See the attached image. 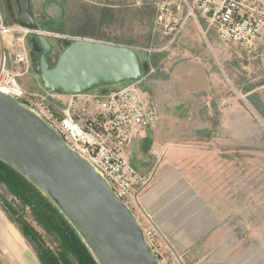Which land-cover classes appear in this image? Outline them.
<instances>
[{
    "label": "rangeland",
    "instance_id": "obj_1",
    "mask_svg": "<svg viewBox=\"0 0 264 264\" xmlns=\"http://www.w3.org/2000/svg\"><path fill=\"white\" fill-rule=\"evenodd\" d=\"M159 1L29 0L27 3V0H0V16L5 24L26 28L19 23V17L24 15L28 5L31 18L37 25L31 29L36 32L11 31L6 38V43L9 38L13 42L10 47L13 52L18 38L24 37L31 69L21 84L32 92L46 89L42 83V72L38 70L43 50L36 44L37 35L46 36L53 47L49 55L50 69L56 66L63 51L75 41L91 39L132 47L141 60L142 78L161 77L164 54L169 48L162 49L167 37L156 23V4ZM263 38L259 40L257 49L249 53L217 37L215 63L221 73L223 88L221 93H216L217 99L212 103L219 114L212 118L211 133L190 136L186 143L198 146L196 142H204L207 148L203 151L212 156L207 159L211 164L206 162L202 169L207 174L210 171L213 178L219 180L203 181V188L214 211L221 215V227L201 244H190L182 250L162 237L159 230L160 235L153 249L158 252L155 251L161 264H264ZM1 44L0 40V50ZM125 83L101 85L91 91L104 94L121 88ZM200 166L195 164L189 169L200 172ZM0 205L22 231L32 252L38 255L40 249L20 228V222L24 220L36 228L46 246L59 250L61 241L58 237L40 227L31 208L23 206L19 197L1 181ZM9 205L19 213H11ZM135 213L137 215V211ZM139 223L143 227L147 225L141 219ZM5 254L0 247V264H9Z\"/></svg>",
    "mask_w": 264,
    "mask_h": 264
},
{
    "label": "water",
    "instance_id": "obj_2",
    "mask_svg": "<svg viewBox=\"0 0 264 264\" xmlns=\"http://www.w3.org/2000/svg\"><path fill=\"white\" fill-rule=\"evenodd\" d=\"M31 17L27 5L19 23L35 29ZM35 39L43 50L38 70L48 90L79 94L143 76L140 57L132 47L77 40L50 69L53 47L44 35ZM0 160L29 180L64 214L98 264H160L136 215L110 183L68 147L46 120L2 91Z\"/></svg>",
    "mask_w": 264,
    "mask_h": 264
},
{
    "label": "built area",
    "instance_id": "obj_3",
    "mask_svg": "<svg viewBox=\"0 0 264 264\" xmlns=\"http://www.w3.org/2000/svg\"><path fill=\"white\" fill-rule=\"evenodd\" d=\"M156 5V23L167 37L162 49L176 43L189 19L198 25L203 37L214 32L220 41L249 53L257 49L259 40L264 37V0H161ZM11 31L36 32L19 25L9 26L0 16L3 42L0 91L33 109L59 132L68 147L94 166L119 198L134 213L137 211L136 219L147 224L146 227L141 225L144 236L152 249L155 248L160 232L154 223L155 217L140 197L147 187L148 177L137 170L130 158L132 144L143 139L147 130L156 127L161 120L159 107L142 92L143 78L127 81L121 88L104 94L26 90L21 83L31 69L29 53L24 37L18 38L12 52V66H8L6 38Z\"/></svg>",
    "mask_w": 264,
    "mask_h": 264
},
{
    "label": "crops",
    "instance_id": "obj_4",
    "mask_svg": "<svg viewBox=\"0 0 264 264\" xmlns=\"http://www.w3.org/2000/svg\"><path fill=\"white\" fill-rule=\"evenodd\" d=\"M216 36L211 32L207 38L203 37L198 25L189 19L176 43L165 51L162 76L148 79L145 76L140 84L142 92L159 107L161 120L147 130L143 139L132 144L131 161L148 177L140 196L142 203L155 215L161 236L180 250L190 244H201L221 227V215L214 211L203 188V181L215 179L210 171L207 174L202 169L206 162L211 164L207 159L212 156L203 151L207 148L204 142H196L198 146L186 143L190 136L211 133L212 118L219 114L212 103L223 88L215 63ZM11 44L9 38L6 44L9 67ZM195 164L201 165L200 172L189 169ZM25 240L0 205V247L6 252L7 262L42 264Z\"/></svg>",
    "mask_w": 264,
    "mask_h": 264
},
{
    "label": "trees",
    "instance_id": "obj_5",
    "mask_svg": "<svg viewBox=\"0 0 264 264\" xmlns=\"http://www.w3.org/2000/svg\"><path fill=\"white\" fill-rule=\"evenodd\" d=\"M0 181L7 189L19 197L23 206H29L36 222L50 234L61 241L59 250L46 246L40 234L26 220L21 221L24 234L32 238L40 252L38 257L42 264H98L92 252L71 226L63 213L48 198L11 166L0 160ZM13 214L19 213L13 206H8Z\"/></svg>",
    "mask_w": 264,
    "mask_h": 264
}]
</instances>
